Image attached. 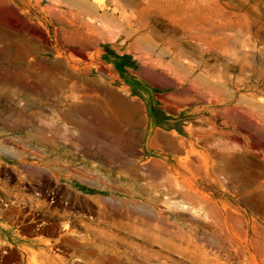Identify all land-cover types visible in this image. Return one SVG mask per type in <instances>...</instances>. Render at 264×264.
I'll return each instance as SVG.
<instances>
[{"label": "rangeland", "instance_id": "obj_1", "mask_svg": "<svg viewBox=\"0 0 264 264\" xmlns=\"http://www.w3.org/2000/svg\"><path fill=\"white\" fill-rule=\"evenodd\" d=\"M26 193L75 264H264V0H0V236Z\"/></svg>", "mask_w": 264, "mask_h": 264}, {"label": "crops", "instance_id": "obj_2", "mask_svg": "<svg viewBox=\"0 0 264 264\" xmlns=\"http://www.w3.org/2000/svg\"><path fill=\"white\" fill-rule=\"evenodd\" d=\"M22 143L26 142L29 137L22 136ZM22 199L18 200L16 211L17 216L20 218V221L16 224L15 228L10 231V235H6L4 229L1 230V241H7L8 243L12 242L14 245L21 251H25L27 256L29 255L30 250L34 251L37 256V261L39 264H75L72 257L58 253V257L55 254H50L47 246L44 245V241L40 239V234H35L30 228V193L21 196ZM0 217L3 219V207L0 203ZM39 228V227H38ZM9 232V231H8ZM78 250L77 248L75 249ZM49 254H48V253ZM27 259V258H26ZM82 264H92L94 262L92 257L83 258ZM24 261L16 264H29ZM5 264V263H4Z\"/></svg>", "mask_w": 264, "mask_h": 264}]
</instances>
